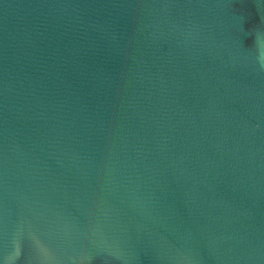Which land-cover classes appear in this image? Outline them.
I'll list each match as a JSON object with an SVG mask.
<instances>
[{"label":"water","instance_id":"95a60500","mask_svg":"<svg viewBox=\"0 0 264 264\" xmlns=\"http://www.w3.org/2000/svg\"><path fill=\"white\" fill-rule=\"evenodd\" d=\"M0 264H264V0H0Z\"/></svg>","mask_w":264,"mask_h":264}]
</instances>
